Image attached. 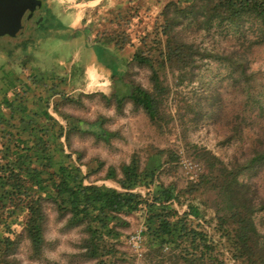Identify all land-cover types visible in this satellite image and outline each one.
I'll list each match as a JSON object with an SVG mask.
<instances>
[{"label": "trees", "instance_id": "16d2710c", "mask_svg": "<svg viewBox=\"0 0 264 264\" xmlns=\"http://www.w3.org/2000/svg\"><path fill=\"white\" fill-rule=\"evenodd\" d=\"M145 1L124 0L105 12L97 24L109 22L114 29L99 33L94 44L100 56L110 58L115 81L126 84L131 64L149 68L150 88L130 83L126 92L115 88L111 96L104 97L114 98L118 108L129 99L162 128L168 119L162 109L167 95L162 74L167 69L178 70L181 80H192L189 69L213 57L230 60L234 71L246 76L247 49L255 43L264 45V0H160L156 7ZM116 3L109 0L108 4ZM153 9L152 26L135 31L137 45L133 44L131 26ZM228 26L243 35L245 50L212 52L196 42L197 33ZM17 48L23 54L27 44ZM49 77L36 69L27 74L1 71L0 264H22L15 250L23 238L32 254L42 253L47 202L59 215L67 214L69 225L83 226L85 235L78 248L93 264L125 260L122 228L130 224L125 215L136 212L144 216L142 257L147 264H227L224 250L233 264H264V231L256 221V213L264 210V197L257 196L256 187L240 177L244 170L264 163V142L245 156L234 154L227 161L208 149L203 151L201 158L207 164L183 185L159 178L163 163L158 154L143 166L132 158L123 164L120 177L113 167L107 169L106 175L117 178L124 190L83 183L79 179L82 171L63 147V139L68 146L74 131L90 132L104 140L115 132L104 127L103 116L86 121L64 113L55 101L54 110L66 119V125L62 124L48 110L59 86L56 78ZM217 96H212L210 104ZM75 155L80 161V152L75 150ZM92 170L89 165L88 173ZM133 185L143 186L144 193L130 190Z\"/></svg>", "mask_w": 264, "mask_h": 264}, {"label": "rangeland", "instance_id": "374dc122", "mask_svg": "<svg viewBox=\"0 0 264 264\" xmlns=\"http://www.w3.org/2000/svg\"><path fill=\"white\" fill-rule=\"evenodd\" d=\"M40 1L42 8L34 12V18L39 15L47 19L41 21V26H35L33 20L17 36L0 35V75L2 70H13L16 73L23 71L27 74L29 70L36 69L37 73L42 72L47 77L50 76V79L56 78L59 87L50 100L49 109L64 125L66 119L54 110L55 101L60 103L64 113L86 121L100 115L104 117V127L115 132V136L109 140L97 138L86 131L72 132L68 146L63 139V147L82 171L79 178L81 182H94L124 190L117 178L106 175L107 169L113 167L117 177H120L123 164L132 158H136L140 166H143L153 155L158 154L163 163L158 173L159 178L165 183L175 180L178 185H183L188 178L196 177L207 164L201 158L203 151L208 149L227 161L234 154L245 156L253 146L257 148L264 142V45L255 43L247 49L249 63L246 76H239L238 71L235 72L233 65L229 64L231 61L225 58L219 60L206 57L197 62L198 65L189 69L193 72L192 80H181L178 70L167 69L162 74L163 83L167 86L162 109L167 113L168 119L162 128H158L129 99H125L122 107L118 108L114 98L104 97L111 96L115 88L126 92L130 83H140L150 88L147 66L136 63L129 65L126 84L115 81L108 66L101 68L99 77L96 74L94 78L96 80L86 77L85 64L89 60L86 58L87 48L95 47L93 42L99 33L109 31V28L114 29L109 22L99 25L97 21L113 8H105L101 16H83L79 10L86 7V0ZM157 1L160 4V0H146L145 3H153L156 7ZM108 3L109 0L102 5L108 7ZM148 10L131 26V38L135 45V31L149 28L154 21L155 10ZM196 35V42L212 52H241L247 45L242 44L243 35L233 26L218 30L212 28L208 33L199 32ZM65 41L69 44L63 45ZM20 43L27 44L23 54L19 49L15 50ZM10 50H15L13 57L9 55ZM71 57L72 68L67 72V68L64 70L63 66L68 64ZM103 58L110 59L104 55ZM89 75L94 77L93 72ZM213 95L218 96L216 102L210 104ZM68 97L70 100L66 99ZM75 150L80 152V161L75 158ZM89 165L93 170L88 173ZM240 177L256 187L257 196L264 197V163L244 170ZM130 190L144 193V188L140 185H133ZM45 205L46 241L42 253L32 254L28 241L23 238L15 250V256L22 264H93L94 260L81 255L78 248L85 235L83 226L69 225L67 214L59 215L51 202ZM183 208L185 205L179 208L180 211ZM263 215L264 210L256 213L261 231H264V223H261ZM125 217L130 224L122 228L121 246L126 254L125 260L120 264H147L142 257L144 216L142 212H136ZM137 231H141V248H137L129 240L130 235ZM223 253L224 262L233 264L229 253L225 250Z\"/></svg>", "mask_w": 264, "mask_h": 264}, {"label": "water", "instance_id": "95a60500", "mask_svg": "<svg viewBox=\"0 0 264 264\" xmlns=\"http://www.w3.org/2000/svg\"><path fill=\"white\" fill-rule=\"evenodd\" d=\"M40 0H0V35L17 36L32 24Z\"/></svg>", "mask_w": 264, "mask_h": 264}, {"label": "crops", "instance_id": "0c3cea01", "mask_svg": "<svg viewBox=\"0 0 264 264\" xmlns=\"http://www.w3.org/2000/svg\"><path fill=\"white\" fill-rule=\"evenodd\" d=\"M122 1H124V0H119V1H117L116 4L106 7V6H103L102 3L103 2L107 3L108 0H86V1H84V4H86V7H83L79 11L83 14V16L94 15V14H97L98 16H101V13H102V11L105 8H114L117 5H119ZM42 19H43L42 22L44 20H47V19H45V17H43ZM69 24H71V23H69ZM39 26H41V25H39ZM44 26H46V25H44ZM62 44L65 45V44H69V43L67 41H65ZM93 44H94V42H93ZM17 49L20 50V48H17ZM14 51L15 50H13L12 55L9 54L11 57H13L15 55V52ZM94 55H96V58H95ZM100 55L101 54H99L98 50L95 47L93 49L87 48V56H86V58H89V60L85 64V66H86V70L85 71H86V77L87 78L90 77V78L94 79L96 77V74L99 77V71H101L102 70L101 68L104 67V66L105 67L106 66L110 67L111 72H112L113 64H112L111 60L109 58H107L109 60H105L103 58V56H100ZM63 67H64V70L67 68V72H68V70H70V68H72V57L69 58L68 64L64 65ZM90 72H93L94 73V77H92V76L89 75ZM94 80H96V79H94ZM48 110L50 111L51 109H49V107H48ZM51 113L54 114L53 112H51Z\"/></svg>", "mask_w": 264, "mask_h": 264}, {"label": "built area", "instance_id": "2783aa9c", "mask_svg": "<svg viewBox=\"0 0 264 264\" xmlns=\"http://www.w3.org/2000/svg\"><path fill=\"white\" fill-rule=\"evenodd\" d=\"M141 231H137L130 235L129 240L135 245L137 248H141Z\"/></svg>", "mask_w": 264, "mask_h": 264}, {"label": "flooded vegetation", "instance_id": "af4514ba", "mask_svg": "<svg viewBox=\"0 0 264 264\" xmlns=\"http://www.w3.org/2000/svg\"><path fill=\"white\" fill-rule=\"evenodd\" d=\"M39 8H42V2H41V5H40V7ZM39 8H36L35 10H34V12L37 10V9H39ZM35 14V13H34ZM43 17L42 16H37V18H34V16H33V20H35V26L37 25V26H39L40 24H41V21L43 20L42 19ZM30 26V25H29Z\"/></svg>", "mask_w": 264, "mask_h": 264}]
</instances>
